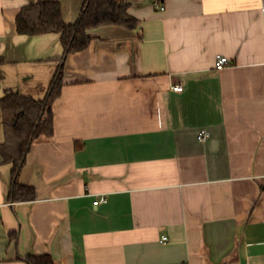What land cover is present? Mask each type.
I'll use <instances>...</instances> for the list:
<instances>
[{
	"label": "crops",
	"instance_id": "obj_1",
	"mask_svg": "<svg viewBox=\"0 0 264 264\" xmlns=\"http://www.w3.org/2000/svg\"><path fill=\"white\" fill-rule=\"evenodd\" d=\"M42 1L66 24L85 3ZM126 1L136 29L91 30L64 62L54 134L20 176L35 201H10L0 156V264H264V0ZM37 2L0 0V145L2 99L43 101L64 55L17 32Z\"/></svg>",
	"mask_w": 264,
	"mask_h": 264
},
{
	"label": "trees",
	"instance_id": "obj_2",
	"mask_svg": "<svg viewBox=\"0 0 264 264\" xmlns=\"http://www.w3.org/2000/svg\"><path fill=\"white\" fill-rule=\"evenodd\" d=\"M130 3L126 0H85L75 24H66L62 6L58 2H44L26 6L17 17V32L21 35H60L64 55L43 101L19 94H8L1 101L5 143L0 145L4 164L12 166L9 199L12 202H29L37 199L33 188L20 183L27 157L38 138L54 134L55 102L64 86V62L73 54L86 50L92 41L91 30L103 26H121L136 29L138 21L129 15ZM28 264H54L51 255L27 257Z\"/></svg>",
	"mask_w": 264,
	"mask_h": 264
},
{
	"label": "built area",
	"instance_id": "obj_3",
	"mask_svg": "<svg viewBox=\"0 0 264 264\" xmlns=\"http://www.w3.org/2000/svg\"><path fill=\"white\" fill-rule=\"evenodd\" d=\"M162 10H164V8H162ZM262 14H263V20H264V8L262 9ZM228 64H229V60L226 57H218L217 62H216V69L217 70H222ZM173 89L175 91H177V92H182L183 91V87H180V86H176ZM210 138H211V133L208 130H206V129L200 130L199 133L197 134V139L200 142H207ZM106 202H107L106 197H101L94 203V205L98 206V205L104 204ZM167 240H168L167 237H164L162 239L163 242H166Z\"/></svg>",
	"mask_w": 264,
	"mask_h": 264
}]
</instances>
